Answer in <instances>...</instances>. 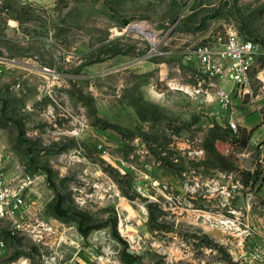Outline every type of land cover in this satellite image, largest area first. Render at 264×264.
Here are the masks:
<instances>
[{
  "label": "rangeland",
  "instance_id": "1",
  "mask_svg": "<svg viewBox=\"0 0 264 264\" xmlns=\"http://www.w3.org/2000/svg\"><path fill=\"white\" fill-rule=\"evenodd\" d=\"M6 2L0 164L26 215L0 264H264V0ZM231 30L261 52L223 106L198 50Z\"/></svg>",
  "mask_w": 264,
  "mask_h": 264
},
{
  "label": "built area",
  "instance_id": "2",
  "mask_svg": "<svg viewBox=\"0 0 264 264\" xmlns=\"http://www.w3.org/2000/svg\"><path fill=\"white\" fill-rule=\"evenodd\" d=\"M23 4L32 6L43 3L52 2L54 0H17ZM7 9L6 0H0V12ZM261 52V45L253 39L240 36L236 31L227 32V37L222 46L216 51H212L208 47L198 50V57L205 65L206 69L218 76L223 74V65L220 59H227L229 74L234 80L237 90L241 91L247 86L248 72L256 64L257 57ZM217 97L223 106H227L231 101L230 92L217 88ZM229 125L236 128L233 119H229ZM15 178L7 179L5 172L0 164V222L5 220L11 221L10 232L14 234L17 230L23 228L22 222L19 220L26 215V200L21 195L24 180L14 181ZM5 248V243L0 240V252Z\"/></svg>",
  "mask_w": 264,
  "mask_h": 264
},
{
  "label": "crops",
  "instance_id": "3",
  "mask_svg": "<svg viewBox=\"0 0 264 264\" xmlns=\"http://www.w3.org/2000/svg\"><path fill=\"white\" fill-rule=\"evenodd\" d=\"M222 76H225V77L227 76L228 79L223 77V80L221 81V87L225 90L233 89V87L235 86V82L232 80V78L229 74L228 68L224 69ZM236 89H237V87H236ZM240 94L241 93L234 95L233 100H232V106L234 104L236 105L237 102L240 101ZM253 110L254 111L256 110L254 105H247L246 104L244 107H241L240 110L238 108L236 110H232V112H231L232 116H230V117L236 118V120L238 121V124L241 125L242 127L250 128L251 126H253L258 121V112H256V111L252 113L253 115L247 116V114Z\"/></svg>",
  "mask_w": 264,
  "mask_h": 264
},
{
  "label": "trees",
  "instance_id": "4",
  "mask_svg": "<svg viewBox=\"0 0 264 264\" xmlns=\"http://www.w3.org/2000/svg\"><path fill=\"white\" fill-rule=\"evenodd\" d=\"M245 131V128L242 130ZM252 131V130H251ZM62 200L59 198L54 204L55 210L58 214H64L66 211L61 207ZM119 237V236H118Z\"/></svg>",
  "mask_w": 264,
  "mask_h": 264
},
{
  "label": "bare ground",
  "instance_id": "5",
  "mask_svg": "<svg viewBox=\"0 0 264 264\" xmlns=\"http://www.w3.org/2000/svg\"><path fill=\"white\" fill-rule=\"evenodd\" d=\"M149 37H153V35L151 33H146Z\"/></svg>",
  "mask_w": 264,
  "mask_h": 264
}]
</instances>
